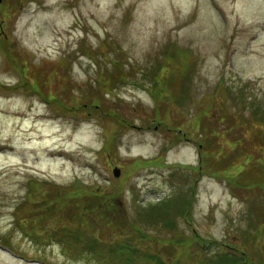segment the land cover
Instances as JSON below:
<instances>
[{"label": "rangeland", "instance_id": "1", "mask_svg": "<svg viewBox=\"0 0 264 264\" xmlns=\"http://www.w3.org/2000/svg\"><path fill=\"white\" fill-rule=\"evenodd\" d=\"M186 70L178 96L155 88ZM207 141L225 170L199 165ZM260 165L264 0H0V245L12 249L0 248V264H100L16 227L54 225L38 212L74 189L108 195L107 216L140 222L150 252L171 238L154 214L173 197L172 208L190 201L191 224L174 218L181 235L240 246L250 234L249 255L264 259L263 222L248 230V209L264 196L227 182Z\"/></svg>", "mask_w": 264, "mask_h": 264}, {"label": "trees", "instance_id": "2", "mask_svg": "<svg viewBox=\"0 0 264 264\" xmlns=\"http://www.w3.org/2000/svg\"><path fill=\"white\" fill-rule=\"evenodd\" d=\"M118 57L120 56H117V58ZM114 62L115 61L113 60L112 63ZM187 72V70L186 72L178 71L176 77H173L174 80L170 87H166L164 84H156L157 86L155 85V88L158 89V91H168L169 94L178 96V92L184 89L185 84L182 83V80L187 79ZM113 77L112 80H109L110 83L124 80L123 74H121L119 78L117 76ZM154 78L156 80L157 76ZM32 84V87L36 85L35 82H32ZM151 94L154 97L156 92L151 90ZM112 116L115 117L114 115ZM215 118L217 119V117ZM164 119H166V117ZM208 122L209 119L207 120L206 116L203 115L199 118L198 125H202L203 123L205 126ZM204 126L201 128L203 134L205 129ZM211 129L212 128L209 129L210 131L208 130L210 135L207 136L208 138L211 136L212 139V137L215 138L216 134L213 132L214 129ZM182 132L185 133L184 131ZM112 140L113 138L106 141L107 148L113 145ZM233 145L235 146L236 143ZM197 146L199 147V165H201L202 168L204 165L208 170L216 167L218 159L216 158L217 154L213 155V152H217V148H212L210 142L203 146H200L199 142ZM227 163L229 166L232 165L231 160ZM226 166V164L217 166V171L225 170ZM263 170L264 166L260 165L253 169H249V174L243 175L244 172H240L239 177L236 178V182H231L230 179H227V182L232 188L233 185L241 187V189L247 192L249 196L252 194V196L255 197L253 194L255 191L256 195L263 197ZM38 185L39 187L37 189L40 187L43 188L44 186H51V184H43V182ZM59 195H61L59 196L60 199L55 198L54 201L47 206L45 214L43 212H38V214L43 215V217L50 218L52 220L51 224H54L52 225L53 227L49 226L46 228L41 224V221H25L27 223H18L16 227L24 236L29 237L30 240L36 242L39 240V242L42 241L43 243L46 241L48 244H51L52 242L57 243L61 246L62 251H70V255L74 259L84 258L87 261L96 260L97 263L99 262L100 264H264V259L261 257H259L258 260H255L249 255L252 254L248 250L250 246L248 240L252 237L250 234H247L244 243L238 246L236 242L230 239L228 241L206 239L199 235L195 230H193L189 236H183L180 233L181 231L175 230L177 225L174 222V218L177 214H179L180 217L182 216L188 225L191 224L188 216L190 207V201H188V198L180 199L182 200L180 208H172L174 204L173 201H175L173 197L164 200L166 202L164 204L161 201L158 203L161 211H159V215L158 213L154 214V218L159 217L161 225L173 231L170 235L171 238L162 242V245L159 244V241H155L157 247L156 252H150L147 249L140 247L138 244V240H146L148 238V235L140 222L132 223V225H130L123 219L113 221L115 218H111V220L109 216H107L110 214L111 209L108 195L99 193L94 194V192H79V189H74L72 192L62 190ZM92 196L94 197L91 198ZM36 197H39L38 194H36V196H31V200H38L37 202L40 204V208L45 200L43 199L42 201L41 198L38 199ZM258 206V204H255V208L249 207L248 209V212L251 213V217L248 219V230L254 228L255 225H260L262 222L264 224V215L263 219H261L262 213L256 211L260 208L264 210V203L260 208ZM152 208L155 209L154 205ZM146 216L148 217V215ZM146 216L144 218L146 219L145 222L148 221ZM65 221L71 222L74 226L70 227L69 225H65ZM59 222H61V224ZM94 223H96L98 228L95 231L96 233L91 236L87 230H90L91 232ZM25 225L29 228L27 229L28 231H26ZM151 225L157 226V221H154ZM123 227L125 230L122 229ZM34 230H39L40 232H33ZM129 232H132L133 234H127ZM104 234L113 236L112 240L106 239ZM207 243L211 244L212 248H210V245L207 246ZM2 244L10 249V245L6 244V242H3ZM175 245L179 246L177 254H175ZM10 250L12 251V249ZM173 250L174 253H170L173 252ZM254 251L256 252V250ZM164 253H168V255H164ZM168 258L169 260H167Z\"/></svg>", "mask_w": 264, "mask_h": 264}, {"label": "water", "instance_id": "3", "mask_svg": "<svg viewBox=\"0 0 264 264\" xmlns=\"http://www.w3.org/2000/svg\"><path fill=\"white\" fill-rule=\"evenodd\" d=\"M113 173H114V175H117L119 173L118 169L114 168Z\"/></svg>", "mask_w": 264, "mask_h": 264}]
</instances>
